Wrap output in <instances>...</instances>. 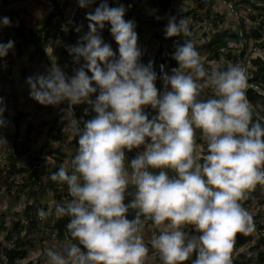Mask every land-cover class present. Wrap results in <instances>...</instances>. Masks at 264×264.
Segmentation results:
<instances>
[{
    "label": "clouds",
    "instance_id": "obj_1",
    "mask_svg": "<svg viewBox=\"0 0 264 264\" xmlns=\"http://www.w3.org/2000/svg\"><path fill=\"white\" fill-rule=\"evenodd\" d=\"M76 3L84 9L96 0ZM127 11L124 4L100 0L85 14L87 32L67 46L75 65L71 75L53 63L46 75L26 79L37 103L67 104L61 119L78 137L74 157L50 176L71 197L56 203L52 214L68 218L65 227L75 243L49 247L45 255L50 264H144L150 221L159 232L151 246L163 264H232L236 234L254 231L241 202L264 185V123L253 119L246 70L227 62L206 67L196 42L186 38L192 36L189 19L170 16L165 37L183 39L174 45L177 66L165 72L161 65L158 74L152 61L141 62L137 25L125 19ZM106 25L117 51L102 38ZM0 26H11L10 18L0 17ZM13 48L12 40L0 43V58ZM208 89L211 94L201 98ZM85 101L95 115L81 127L72 106ZM147 107L156 112L151 119ZM7 110L0 97V129L8 126ZM197 131L206 142L202 157ZM0 146L8 147L2 133ZM141 146L126 165L125 150ZM129 186L135 191L125 204ZM129 209L136 210L131 220ZM37 214L42 221L50 215L43 209Z\"/></svg>",
    "mask_w": 264,
    "mask_h": 264
},
{
    "label": "rangeland",
    "instance_id": "obj_2",
    "mask_svg": "<svg viewBox=\"0 0 264 264\" xmlns=\"http://www.w3.org/2000/svg\"><path fill=\"white\" fill-rule=\"evenodd\" d=\"M120 1L128 8L125 14V19H132L136 22V32L138 33V44L142 49L143 55L141 62L147 64L149 61L153 62V67L161 65L159 58L162 54V50H166L169 44L168 38L165 37L164 29L167 25L169 8L165 9L161 6L150 3H139L134 8H129L124 0H108L109 5L113 2ZM177 7L178 13H185L190 21L189 27L192 32L191 37L196 42V47L201 54L202 61L206 67H215L224 60V55L221 54L218 57L211 55L209 49V39L213 38L216 33H222L225 29L234 30L237 26L236 13L242 16L244 19L245 30L249 34L248 42L245 47V51L249 52L246 60H241L240 65L246 70L247 75L250 74L249 59L255 54L260 52L264 57V46L254 45L256 37L254 35V29L259 25L260 21L264 23V0H201L203 2L202 7H198L196 0H173ZM60 8L63 12L62 18L64 19L63 33L57 35L59 41H65V37H71L73 40L79 38L75 28L77 26L87 32V20L85 14L94 10L100 3V0H96V3L89 8H79L76 0H58ZM252 2L255 3L252 4ZM50 3L40 0H20L15 2H0V9L15 8L20 11L29 27L37 28L39 21H41L50 10ZM210 5V6H209ZM209 6V11H206V7ZM218 12L217 19L212 20L211 17ZM156 15L161 16L160 22L154 18ZM59 17H55L54 20ZM39 20V21H38ZM71 20L73 23H69ZM216 22V23H213ZM73 30L72 33H68V30ZM12 36H15L14 34ZM4 35H0V43H7L9 40L5 38V41H1ZM11 38V36H10ZM106 43H109L113 51H117L118 46L110 35L109 27L105 29V35L102 37ZM179 42H182L183 37H175ZM53 38L48 37L43 42L44 54H41L32 45L25 47L23 52H15L12 59L7 58L6 66L2 73H0V97H2L7 104V111L4 116L9 121L6 128L0 129L8 141V147L0 146V169L14 168L11 165L9 157L13 148V134L16 129L19 131V135L23 137L28 135L30 137L28 146L31 152L39 151L42 146L43 151H40L45 164L50 168L53 164L58 162L54 159V153L51 152V148L60 145L64 151L65 164L70 162L69 155L74 150L72 138L73 131L67 125L66 120L61 119L62 113L60 108L67 107V104H62L59 107L44 106L37 103L30 97V89L26 83V79L29 76H35L38 74H47L50 66L55 63L58 64L67 74L71 75L72 68L75 67L72 63V57L69 53L63 54L58 50V47L52 43ZM234 53L238 50L234 49ZM166 72H170L172 69L171 64L167 61L164 65ZM89 75H91L89 73ZM248 85H253L248 83ZM256 87L255 85H253ZM156 87L158 89L163 88L162 82L159 78L156 81ZM211 94V90H205L202 93L204 98ZM93 95V99H95ZM84 105L91 112V118L95 115L91 110V105L87 101L78 104ZM258 109L264 108V96L257 99ZM73 115L75 112L74 106ZM152 112L151 117L156 115V112L150 107L145 109ZM21 112L22 118L18 127L14 124V117ZM75 118V117H74ZM264 118V117H263ZM76 119V118H75ZM151 119V118H150ZM89 119H85L87 121ZM21 133V134H20ZM197 145L198 152L201 157L207 154L206 142L201 139L199 131H197ZM143 151V146L132 151L125 150V154H134L136 156L139 152ZM25 155V154H24ZM24 155L17 157V166H23L25 164ZM126 165L130 162L125 160ZM157 171L158 170H153ZM172 173H170L171 175ZM50 176L46 173L45 186L50 180ZM17 186V185H16ZM15 186L9 187L5 181L0 180V250L3 252L5 248L11 245V241L5 237L7 230H12L13 237L16 232L12 229V219H17L20 210L28 202L34 201V204L50 213L47 220L42 221L38 219V229L32 230L27 234L25 230L21 231L23 239L25 240V247L27 254L19 261L24 264L29 259L40 256L41 261L39 264H50L45 253L49 247L56 250H60L63 246L75 243L68 234L64 237H59L55 233V229L52 231L44 232L42 228L45 224L51 223V216L54 210L57 198L54 192L47 187H41L36 194L35 198L30 193L23 190L15 191ZM63 190L62 185L59 186V190ZM261 197L264 200V185H260ZM60 190V191H61ZM134 187L129 186L125 193L124 203L128 204L133 199ZM62 192V191H61ZM35 199V200H34ZM70 195H64L62 202L70 200ZM246 211L252 216L254 223V231L247 234L249 238L244 243H237L235 239L234 248L231 252V258L237 259L239 264H264V259L260 258L259 253L264 252V201L260 202L258 198H255L250 204L242 205ZM135 211L129 209L127 218L133 219ZM24 216H21V221L24 222ZM186 230L191 231V226H188ZM154 229L151 227L149 221L145 226L143 239L145 245L148 247L149 252L144 260V264H163L158 251L152 248L151 239L154 234ZM158 235L159 232L155 231ZM194 234V233H193ZM28 238V240H26ZM5 257L0 255V264H4Z\"/></svg>",
    "mask_w": 264,
    "mask_h": 264
},
{
    "label": "trees",
    "instance_id": "obj_3",
    "mask_svg": "<svg viewBox=\"0 0 264 264\" xmlns=\"http://www.w3.org/2000/svg\"><path fill=\"white\" fill-rule=\"evenodd\" d=\"M125 4L129 8L136 7L139 3H150L154 5L161 6L162 8H169V15L170 16H176L177 18H180L182 16H185V13H178L176 4L173 0H124ZM198 7L203 6V2L201 0H196ZM250 1V0H246ZM118 4H122L120 1L113 2L110 6H117ZM252 4L255 5L254 2ZM50 10L47 13V15L39 21V26L37 28L29 27L22 15H20V11H18L15 8H5L0 9V17H8L11 20V26H0V35H4V38L1 40L2 42L5 41V38L9 37V40L14 41V48L9 51L8 55L6 57L0 58V73H2L4 67L6 66V59L13 57L15 52H19L20 54L23 52V49L25 47H28L29 45H32L36 50H38L41 54H44V51L42 49L43 42L48 37H52V43L55 44L58 47V50L63 53L67 54L69 53L67 51V46L75 45L79 38L84 34L83 30L80 29V31L77 33L78 35H81L79 38L73 40L71 37H65V41H59L57 40V35L59 33H63V24L64 19L62 18L63 12L60 8L58 0H51L50 3ZM210 6V5H209ZM209 6L206 7V11H209ZM236 13V19H237V26L234 30L231 29H225L222 33H216L213 38L209 39V49L210 54L218 57L224 55V60L220 62V64L227 62L229 64H239L241 60H246L247 55L249 52L245 51V47L248 42L249 34L245 30L244 26V19L242 16H239L237 11L234 9ZM168 16V17H170ZM55 17H59L58 19L54 20ZM159 17V21L162 22L163 20L160 19L161 16L156 15L154 18L157 19ZM219 16V13L216 12L214 16L211 17L212 20L217 19ZM216 23V22H213ZM109 26H105V29ZM105 29L102 31V37L105 35ZM72 29L68 30V33H72ZM254 35L256 37V41L254 45H261L264 46V23L263 20L260 21L259 25L254 29ZM15 36H12V35ZM11 36V38H10ZM8 40V41H9ZM59 41V43H57ZM169 44L166 50H162V54L159 58V62L161 65H165V63L168 61L171 64V67L174 68L177 66L176 61L172 58L173 52H174V45L175 43H179V41L175 37L168 38ZM238 50L237 53H234L233 50ZM71 56V55H70ZM161 65L158 67H154V70L159 74L161 71ZM249 71L250 74H248V83H252L253 85H249V87L246 90L247 99L252 104L254 109V116L253 119H260L262 123H264V108L259 110L257 106V99L258 97L264 96V57L260 54V52H255L253 56L249 59ZM165 67V66H164ZM164 71L166 72V69L164 68ZM75 112L74 117L77 120L81 121V127L83 126V121L85 119H91V112L86 108L84 105H74ZM85 110H87V114L85 113ZM146 112L149 115V118H151L152 112L150 110H146ZM22 118L21 112L17 116H15L14 124L16 127L19 126L20 120ZM21 134V133H20ZM13 148L12 151L9 154L11 165L14 168H1L0 169V180L5 181L9 187L15 186V191H25L27 193H30L31 195L36 196L39 189L41 187H47L50 188L56 198L57 203H64L62 202V199L64 198V195H69L67 191L66 185H62L63 190H59V186H61L59 183L54 181H49L47 185L45 186V178L46 173L51 175L53 172H55L60 166L65 165V159H64V151L60 145L52 147L51 152L54 153V159L58 162L57 164H53L50 168L47 164H45L40 156V151H43L42 146L40 147L39 151L37 152H31L30 147L28 146L30 137L28 135H25L24 137L22 135H19L18 129L14 131L13 134ZM77 140L78 137H76L73 133V146L74 150L69 155V158L72 159L74 155L76 154L77 150ZM25 154V155H24ZM21 155H24L25 164L23 166H17L18 159L17 157H21ZM126 159L128 162L131 161L135 156L134 154H125ZM17 185V186H16ZM255 198H258L260 202L264 201L261 197V189L260 185L258 184L256 188L249 193V198L247 200L242 201V205H248L250 204ZM35 200V199H34ZM39 207L34 204V201L26 203V205L20 210L17 219H12V229L15 230L16 235L14 238L12 234V230H7L5 237L11 241V245L8 248H5V250L2 252L0 250V255H4L5 261L4 264H22L19 260L26 256L27 250L25 245V240L23 239V235L21 234L22 230H25L24 234L29 233L32 230L38 229V211ZM21 216H24V222L21 221ZM68 222V218H56L53 214L51 216V223L45 224L42 230L44 232L46 231H52L55 229V233L59 237H64L68 235V232L66 230V223ZM249 236L244 233H237L235 236V239L237 240V243H244ZM28 240V238H26ZM260 258L264 259V252L259 253ZM194 259V256L192 257ZM41 261L40 256H35L28 261H26L24 264H39ZM185 264H191V259ZM232 264H239L237 259L232 258Z\"/></svg>",
    "mask_w": 264,
    "mask_h": 264
},
{
    "label": "water",
    "instance_id": "obj_4",
    "mask_svg": "<svg viewBox=\"0 0 264 264\" xmlns=\"http://www.w3.org/2000/svg\"><path fill=\"white\" fill-rule=\"evenodd\" d=\"M15 1H20V0H0V2H15ZM40 1L51 3V0H40Z\"/></svg>",
    "mask_w": 264,
    "mask_h": 264
},
{
    "label": "built area",
    "instance_id": "obj_5",
    "mask_svg": "<svg viewBox=\"0 0 264 264\" xmlns=\"http://www.w3.org/2000/svg\"><path fill=\"white\" fill-rule=\"evenodd\" d=\"M203 1V0H202Z\"/></svg>",
    "mask_w": 264,
    "mask_h": 264
}]
</instances>
